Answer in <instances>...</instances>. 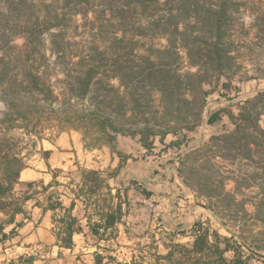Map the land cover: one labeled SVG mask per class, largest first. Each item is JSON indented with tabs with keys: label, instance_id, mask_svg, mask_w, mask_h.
<instances>
[{
	"label": "trees",
	"instance_id": "obj_1",
	"mask_svg": "<svg viewBox=\"0 0 264 264\" xmlns=\"http://www.w3.org/2000/svg\"><path fill=\"white\" fill-rule=\"evenodd\" d=\"M83 2L64 0L62 10L71 3L77 9ZM86 4L100 8L102 15H96L93 23L95 26L98 20L99 32L88 47L69 52L63 43V25L57 23L51 4L37 7L34 0H0V15H9L3 20L13 23L7 33L0 34V101L8 109L0 121V199L8 196L29 156L21 157L19 140L8 137L7 132L27 128L34 112L48 109L57 114L70 100H88L87 108L74 114V120L58 118L61 131L85 130L82 138L88 146L111 144L120 135L139 137L149 147L155 137L198 126L211 94L204 87L232 70L233 42L223 5L211 0H86ZM54 29L58 31L50 34L51 53L65 78L64 92L56 96L49 83L56 69L47 65L42 49L43 36ZM147 36L164 38L166 45L150 46L140 53L144 46L135 39ZM18 37L24 40L19 47L12 45ZM14 69L20 78L12 76ZM263 116L264 99L259 93L240 106L236 115H230L231 131L212 136L181 157L180 177L206 199L214 214L243 209L237 195L245 189L256 188L264 196ZM216 118L211 116L208 122ZM229 183L234 184L232 190H227ZM5 206L0 201V209ZM113 220L110 217L108 223ZM71 235L69 227L61 238L63 246H71ZM215 237L218 240V235ZM218 244L211 249V260L200 258L195 264H240L226 263L223 255L228 247L220 249ZM207 247L208 234L204 232L196 237L192 252L182 246L175 251L185 261L189 253L202 254ZM168 257L172 258L173 252Z\"/></svg>",
	"mask_w": 264,
	"mask_h": 264
},
{
	"label": "crops",
	"instance_id": "obj_2",
	"mask_svg": "<svg viewBox=\"0 0 264 264\" xmlns=\"http://www.w3.org/2000/svg\"><path fill=\"white\" fill-rule=\"evenodd\" d=\"M258 93L252 86L229 100L222 92L211 94L204 121L189 131L155 137L149 147L139 137L120 135L111 144L88 146L73 129L38 143L8 196L0 199L6 205L0 209V264L211 260L217 241L220 249L229 246L219 232L208 234L202 254L189 253L184 261L175 251L182 246L192 252L204 228L217 225L206 199L180 177V159L212 136L231 131L230 115ZM69 227L71 246L65 247L61 238ZM230 254L228 247L226 263Z\"/></svg>",
	"mask_w": 264,
	"mask_h": 264
},
{
	"label": "rangeland",
	"instance_id": "obj_3",
	"mask_svg": "<svg viewBox=\"0 0 264 264\" xmlns=\"http://www.w3.org/2000/svg\"><path fill=\"white\" fill-rule=\"evenodd\" d=\"M34 1L37 7L43 4H51V10L58 16L57 23L61 22V25H63V33H65V41L63 43L67 45L69 52H73L77 47H88L92 37L99 32L98 20L95 26L93 23L96 15H102L100 8L86 4V0H82L85 1L83 6L77 9L74 8L75 4L71 3L65 10H62L64 0ZM211 2L212 4L225 6L227 26L231 35L230 40L233 42L231 54L234 57V61L230 73L221 76L218 80H212L204 89L210 91L214 96L222 92L224 95L222 97L229 100L237 97V94L247 87L255 86V89L263 94L264 99V0H211ZM36 10L39 9L36 8ZM151 14H155V11L152 10ZM56 15L50 16L53 18ZM147 15H150V13L148 12ZM3 16L7 18L9 15H0V34L7 33L8 25L13 24L12 20L8 21L10 24H7V21L3 20ZM20 16L24 18L40 15ZM136 19L141 23V18L138 17ZM57 31L55 29L51 30L43 36L42 47L44 54L48 58L47 65L50 69L54 67L56 69V73L54 72L50 75L49 81L52 85L54 96L64 92L62 90L65 87L64 75L56 68L58 61L55 55L51 53L52 40L50 34L53 35ZM135 41L144 46L140 53H143L150 46L161 48L166 45V40L159 36L137 37ZM23 43L24 40L18 37L13 41L12 45L19 47ZM12 76L20 78L19 74H17V69L13 70ZM113 84L116 85V82H113ZM224 85L227 87L224 88ZM210 95L206 98L201 122L209 115H206V104ZM70 101V104L66 105V107L64 106L57 114L50 113L48 109L39 113L34 112L31 116L32 121L27 128L7 132L8 137L19 140V146L23 149L21 157L32 154L34 147L43 140H53L59 133L63 132L59 129L58 118L70 117L74 120V114H79L89 105L88 100L76 102L73 99ZM7 111L6 105L0 101V121L4 120V115ZM37 117L39 121L36 123ZM20 123L17 121L15 124L20 125ZM261 126L264 127V116L261 118ZM83 131L85 130H82V132L78 131L82 134V137ZM89 132H93V130ZM23 162L26 164V159ZM233 187L234 184L229 183L227 190H232ZM237 201L243 202L244 210L238 207L226 211L219 210L217 214L213 213L216 217L217 225L204 228L206 229L205 232L207 234L219 232L220 236L226 237L224 241L227 242L226 244L232 250V254L229 255L231 262L264 264V196L256 188L245 189L237 195Z\"/></svg>",
	"mask_w": 264,
	"mask_h": 264
}]
</instances>
